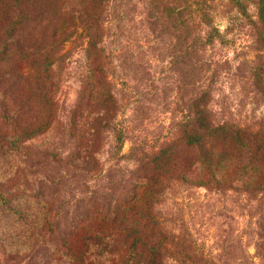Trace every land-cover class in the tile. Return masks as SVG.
Segmentation results:
<instances>
[{
  "label": "rangeland",
  "instance_id": "374dc122",
  "mask_svg": "<svg viewBox=\"0 0 264 264\" xmlns=\"http://www.w3.org/2000/svg\"><path fill=\"white\" fill-rule=\"evenodd\" d=\"M156 5L159 10L150 0H105L100 44L115 116L109 128L98 132L95 167L79 168L69 162L75 137L70 110L79 102L75 94L85 65L83 39L74 35L63 43L54 67L51 125L22 141L25 159L11 178L0 180L1 193L39 195L50 218L61 227L88 199L112 204L124 177L137 164L133 155L176 135L177 122L202 90L207 92L212 119L264 133V95L253 78L258 63L264 85V12L260 20L256 0L193 2L200 13H208V20L195 19L198 23L186 44L178 28L171 33L164 22L154 23L168 1ZM87 102L84 98L79 105ZM116 134H122L119 143ZM186 186L179 184L157 213L170 233L191 246L187 253L194 255L178 254L168 244L163 264H241L245 251L260 261L264 249L258 251L257 246L264 233V195L248 198ZM48 253V241L15 255L0 240V264H47ZM200 253L206 258L203 262Z\"/></svg>",
  "mask_w": 264,
  "mask_h": 264
},
{
  "label": "trees",
  "instance_id": "16d2710c",
  "mask_svg": "<svg viewBox=\"0 0 264 264\" xmlns=\"http://www.w3.org/2000/svg\"><path fill=\"white\" fill-rule=\"evenodd\" d=\"M150 1L159 10L156 4L164 0ZM167 1L169 6L164 5L154 23L164 22L171 33L178 28L186 44L198 23L195 19L206 22L208 13L193 7L197 0H177L181 2L175 7L170 5L174 0ZM104 3L0 0V180L11 178L23 163L22 141L51 125L54 67L63 43L74 35L83 39L85 65L75 94L79 102L70 110L75 137L69 162L79 168L95 167L98 132L109 128L115 116L100 44ZM256 3L261 20L264 0ZM259 68L255 64L253 78L264 95ZM201 93L187 105L176 135L133 155L137 164L124 177L112 204L88 199L61 227L50 218L39 195L0 192V240L6 251L27 254L35 244L48 241L47 264H163L168 244L178 254L194 255L187 253L191 246L170 233L157 213L179 184L248 198L264 195V133L224 119L215 121L209 114L207 92ZM84 98L88 102L80 106ZM114 136L121 142L122 134ZM260 236L258 251L264 249V233ZM242 257L241 264H264L263 253L258 262L247 251ZM198 259L206 260L201 253Z\"/></svg>",
  "mask_w": 264,
  "mask_h": 264
}]
</instances>
